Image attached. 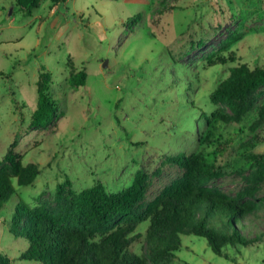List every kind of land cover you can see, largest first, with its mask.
<instances>
[{
    "label": "rangeland",
    "instance_id": "1",
    "mask_svg": "<svg viewBox=\"0 0 264 264\" xmlns=\"http://www.w3.org/2000/svg\"><path fill=\"white\" fill-rule=\"evenodd\" d=\"M242 65L264 68V0H42L30 17L15 0H0V159L17 138L22 163L41 172L31 185H16L0 210V254L10 264H37L21 257L25 229L11 230L20 201L69 220L84 190L101 183L107 194L119 193L142 173L149 188L132 218L186 182L249 210L237 226L256 239L252 245H228L218 255L185 232L169 264H264V86L243 115L210 98ZM41 68L52 74L58 111L48 127L32 128ZM81 71L87 82L76 87L71 77ZM219 114L228 122L214 121ZM200 153L220 175L190 177L172 161ZM149 225L137 227L132 245L146 258Z\"/></svg>",
    "mask_w": 264,
    "mask_h": 264
},
{
    "label": "trees",
    "instance_id": "2",
    "mask_svg": "<svg viewBox=\"0 0 264 264\" xmlns=\"http://www.w3.org/2000/svg\"><path fill=\"white\" fill-rule=\"evenodd\" d=\"M41 1L15 0V6L24 16L30 17ZM50 1L53 5L65 2ZM203 43L200 41L197 45ZM191 47L194 49L196 45ZM211 62L212 58L209 59ZM221 63L225 64L226 60ZM86 82L85 71L71 77V84L76 87H84ZM51 84L52 74L41 68L37 82L38 103L30 124L32 128H46L55 118L58 103L49 95ZM263 86L264 68L251 70L242 65L232 70L231 77L221 83L210 98L212 103H227L237 115H243L248 110L250 96ZM214 119L228 122L221 114ZM208 122L207 142L212 135L210 128L214 129L213 122ZM16 147L17 138L0 159V210L16 194V185L27 187L41 174L37 164L22 163ZM172 161L188 167L190 177L210 180L220 175L218 168L202 153L191 157L181 154ZM146 179L141 173L129 188L115 194H107L101 183L84 190L77 196L69 220L52 215L43 208L33 210L20 201L11 230L17 233L23 227L26 231L29 247L22 253V259L37 264H169L181 248V235L185 232L205 239L218 255L222 254L225 246L252 245L256 240L250 239L241 226H237L238 223L243 225L249 211L247 206L192 182L173 185L142 216L130 217L149 188ZM120 217L125 218L124 226L110 234L96 235L97 231ZM147 220L150 225L146 258L138 256L132 245L137 240L135 230ZM10 263L8 256L0 254V264Z\"/></svg>",
    "mask_w": 264,
    "mask_h": 264
},
{
    "label": "water",
    "instance_id": "3",
    "mask_svg": "<svg viewBox=\"0 0 264 264\" xmlns=\"http://www.w3.org/2000/svg\"><path fill=\"white\" fill-rule=\"evenodd\" d=\"M103 66L106 67L107 66V63H105Z\"/></svg>",
    "mask_w": 264,
    "mask_h": 264
}]
</instances>
